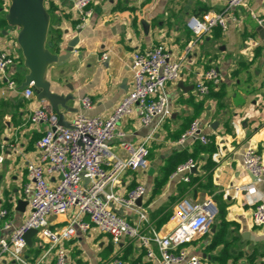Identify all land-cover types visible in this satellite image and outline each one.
I'll return each mask as SVG.
<instances>
[{"label": "crops", "instance_id": "1", "mask_svg": "<svg viewBox=\"0 0 264 264\" xmlns=\"http://www.w3.org/2000/svg\"><path fill=\"white\" fill-rule=\"evenodd\" d=\"M46 6L51 15L48 41L55 46V53L63 54L69 41L79 37L69 61L53 64L47 72L54 92L74 96L61 107L65 122H71L78 112L104 118L114 112L132 86L134 51L164 44L171 57L181 63L179 78L167 88L170 115L164 120L157 116L145 126L135 112L118 123L117 131L125 135L110 142L112 153L121 159L128 157L124 143H146L149 148L148 167L125 170L116 186L121 193L139 184L146 188L137 206L147 220L140 222L135 212L128 220L140 225L144 234L165 236L176 225L172 217L178 201L211 198L218 207L215 223L210 233L186 245L190 254L211 264H264V226L255 227L251 221L253 200L264 197V181L255 185V194L248 192L253 176L242 161L247 148L256 149L264 160V0H252L235 9L236 20L229 19L226 31L216 28L202 38L188 28V19L205 11L224 12L226 0H93L94 14L86 23L77 18L69 0H47ZM3 7L4 0L0 7V50L15 57L9 69L17 87L8 88L0 75V143L5 147L0 210L6 209L7 219L13 222V228L5 229L4 220H0V239L9 238L28 216L29 204L18 209V200H27L23 192L28 182L27 166L38 162L37 141L49 127L48 123L30 121L32 109L41 106L42 99L37 94L31 99L24 97L21 86L29 71L17 43L19 29L7 23ZM212 67L223 78L210 85L217 97L211 96V91L201 96L196 83L202 72ZM86 96L93 102L90 109L81 103ZM195 119L200 120L210 143L179 142ZM190 158L197 167L173 177L177 167ZM186 175L189 181L184 180ZM47 178L52 186L59 181L56 173H48ZM73 214L71 210L52 216L51 228L66 224ZM219 232L233 241L229 245L232 255L227 259L222 256L224 244L212 245ZM66 247L69 264H159L147 256L139 241L124 237L115 244L110 235L94 226L88 232L78 231ZM48 249L49 244L36 234L25 256L31 263L44 256L41 264H55V251ZM0 264L18 263L4 256Z\"/></svg>", "mask_w": 264, "mask_h": 264}, {"label": "built area", "instance_id": "2", "mask_svg": "<svg viewBox=\"0 0 264 264\" xmlns=\"http://www.w3.org/2000/svg\"><path fill=\"white\" fill-rule=\"evenodd\" d=\"M69 1L82 23H86L94 14L91 7L93 0ZM251 1L226 0L224 12L207 11L202 15H192L187 21L188 28L197 38L204 37L215 28L226 31L229 19L236 20L233 11ZM9 3V0L4 2L3 8L6 11ZM258 21L262 23V20ZM13 64L15 57L0 50V75L5 78L8 88L17 87V83L8 76V69ZM181 68V63L171 57L167 47L157 44L149 50L133 52L131 89L108 118L78 112L69 126H63L58 124V118L46 99H42L41 106L32 109L31 123H48L49 127L37 141L40 152L38 162H31L27 166L28 182L24 185L23 192L30 211L24 222L12 230L9 238L0 239V261L4 256H9L18 264H41L44 256L35 263L29 262L25 256L28 247L25 235L36 229L41 239L49 244L48 252L55 251V264H69L66 242L78 231L88 232L94 226L101 233L110 235L115 244L124 237L139 241L146 249L147 256L156 259L159 264H211L208 259L191 255L186 245L211 232L218 214V207L213 199L207 198L202 202L181 199L177 202L172 217L176 224L174 229L165 236L156 232L147 235L141 232L140 225L128 220L132 212L137 214L140 222L147 220L144 210L137 206L138 200L146 193L145 186L139 184L126 193L116 190L122 172L128 169H146L149 165V148L146 143L138 146L124 143L123 146L128 151L126 159L118 158L112 153L110 142L116 136L125 135L117 131L118 123L135 112L145 126L157 116L161 120L167 118L170 115L167 88L179 78ZM222 79L217 68L205 70L195 86L198 94L207 95L210 85L219 84ZM23 94L25 98L31 99L37 92L31 84L24 88ZM81 103L85 109L93 106L88 96L82 98ZM188 140L204 144L211 142L210 136L203 133L200 120L192 121L180 136L179 142L185 143ZM4 150V145L0 143V170L5 161ZM242 161L245 170L253 176L248 192L255 194V185L264 181L263 156L256 149L247 148ZM196 167V161L190 158L177 167L173 177L189 174ZM48 173L59 176L55 186L50 185ZM184 180L189 181V175ZM252 204L255 205L252 224L262 227L264 197H256ZM71 210H74V214L66 224L51 228L52 216ZM7 216L6 209L0 210L4 228L11 229L13 222Z\"/></svg>", "mask_w": 264, "mask_h": 264}, {"label": "water", "instance_id": "3", "mask_svg": "<svg viewBox=\"0 0 264 264\" xmlns=\"http://www.w3.org/2000/svg\"><path fill=\"white\" fill-rule=\"evenodd\" d=\"M46 1L9 0L6 21L11 27L19 29L17 43L22 50L24 64L29 71L21 87L25 88L32 84L38 97L49 102L58 117V124L69 126V122H65L63 119L61 107L65 108L68 101L74 96L54 92L47 79V72L51 65L64 64L69 61L78 44L79 37L69 41L63 54H57L51 49L52 44L48 41L51 15L47 9ZM213 126L216 127L217 123ZM27 204V200H18V209L23 210ZM36 234L37 230L32 229L25 235L29 246L32 245V238Z\"/></svg>", "mask_w": 264, "mask_h": 264}, {"label": "trees", "instance_id": "4", "mask_svg": "<svg viewBox=\"0 0 264 264\" xmlns=\"http://www.w3.org/2000/svg\"><path fill=\"white\" fill-rule=\"evenodd\" d=\"M3 1V0H2ZM2 1L0 0V7L2 6ZM206 12V11H205ZM205 12H203V13H205ZM203 13H201V14H198V15H202ZM216 29V28H215ZM220 29V28H219ZM51 49L54 51V50H56V48H55V46H52L51 47ZM211 90V92H210V94H211V96H213V97H217L216 96V93H214L213 91H212V88H210ZM182 159V157L181 158H178V161H180ZM175 168V167H174ZM174 168H172V170L174 169ZM222 214V213H221ZM233 241H229V240H227V238H226V234H221L220 232H219V234H216V236H215V239H214V242H213V246H217V245H220V244H224V248H223V251H222V256H223V258H225V259H227V258H229L231 255H232V253L230 252V249H229V245L232 243Z\"/></svg>", "mask_w": 264, "mask_h": 264}, {"label": "rangeland", "instance_id": "5", "mask_svg": "<svg viewBox=\"0 0 264 264\" xmlns=\"http://www.w3.org/2000/svg\"><path fill=\"white\" fill-rule=\"evenodd\" d=\"M6 1V0H5ZM4 1V2H5ZM6 4H7V2H6ZM8 8V7H7ZM11 29V27H8V30H10ZM9 36H11V35H9ZM8 37V36H7ZM10 75V76H9ZM8 76L9 77H13V75L11 74V71H10V69H8Z\"/></svg>", "mask_w": 264, "mask_h": 264}]
</instances>
